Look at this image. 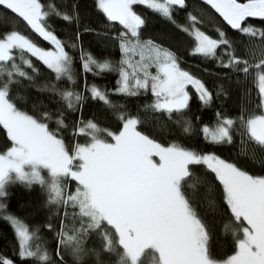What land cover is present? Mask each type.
Listing matches in <instances>:
<instances>
[{
    "label": "snow or ice",
    "instance_id": "obj_1",
    "mask_svg": "<svg viewBox=\"0 0 264 264\" xmlns=\"http://www.w3.org/2000/svg\"><path fill=\"white\" fill-rule=\"evenodd\" d=\"M205 3L232 29L258 36L264 43V29L244 26L247 18L264 19V0H205ZM136 5H145L177 24L173 13L177 8H185L186 0H95L96 8L108 22H118L123 27L113 37L122 57L115 65L82 51V70L93 73L95 69L96 76L118 72L119 86L115 92L137 96L150 91L155 97L151 105L155 110L183 114L190 106V87L203 105H209L213 100L211 92L201 79L181 67L174 52L142 39L145 20L134 10ZM0 7L10 10L53 46L45 50L17 30L0 34V126L7 131L12 145L0 152V212L7 208L3 203L6 186L16 179L26 181L29 187L32 183L42 186L51 204L78 209L74 220L80 223V228L68 229L61 220L57 259L52 260L47 252L41 254L28 226L14 216L2 217L15 227L21 259L36 257L49 264H65L64 253L70 251L78 262L95 255L97 264H102L101 252L115 254L116 264H145L149 257L153 264H264V176L252 175L215 154H202L175 143L162 145L137 130L140 123L137 117L124 114L119 116L123 124L118 133L91 120L78 121L73 135H83L87 142L67 146L58 129L50 130L42 119L20 110L10 90L21 78L32 79L25 70L36 71L29 57H35L50 69L56 81L64 79L70 85L75 84L74 57L66 49L77 45L59 39L48 19L54 15L69 23H79L76 5L66 12L41 0H0ZM188 20L191 30L178 24L177 27L194 37L190 55L216 58L219 62L217 49L225 48L228 62L221 66L243 73L246 79L251 76L260 97L258 108L264 109V57L257 63L240 59L233 55L232 44L223 32H219V38H212L195 26L198 22L195 15L189 13ZM48 90L58 94L71 112H76L87 98L71 88L52 85ZM86 91L107 107H116L99 86L86 85ZM44 116L51 119L48 113ZM62 117L63 113L56 121L58 128L65 126ZM237 122L249 141L264 147V111L245 116L242 109L237 119L217 112L215 127L204 126L202 132L213 144L232 143ZM196 166L214 174L230 210L231 219L224 229L231 232L236 245L234 254L224 260L213 256L208 226L187 196L186 189L193 186L191 182L196 177L193 170ZM68 178L76 183L74 192L65 191L64 181ZM197 182L206 183L199 177ZM51 227L49 224L48 228ZM93 235L101 238L99 250L86 246V240ZM0 264L13 261L0 256Z\"/></svg>",
    "mask_w": 264,
    "mask_h": 264
},
{
    "label": "trees",
    "instance_id": "obj_2",
    "mask_svg": "<svg viewBox=\"0 0 264 264\" xmlns=\"http://www.w3.org/2000/svg\"><path fill=\"white\" fill-rule=\"evenodd\" d=\"M41 2L45 4L52 2L61 11L66 12L71 11L73 4L76 5L79 23L75 21L69 23L54 15L48 19L59 39L77 45L75 48L66 49L74 57L76 82L70 85L64 79L56 81L55 74L50 69L35 57H29L36 71L33 73L31 69L25 70L32 75V79L21 78L10 90L11 98L20 110L42 119L50 130L58 129L60 138L64 139L69 147L87 142L85 136L73 135L77 130L78 121L91 120L101 128L118 133L123 124L119 119L121 114L137 117L140 120L137 130L156 142L166 146L175 143L202 154L214 153L252 175L264 176V147L249 141L239 129L238 122L234 125L236 130L233 132L232 143L213 144L202 132L204 126L215 127L217 112L226 118L237 119L242 109L245 116L250 112L260 114L264 111L258 108L260 97L251 76L246 79L243 73L221 66L228 62L226 49L223 47L217 49L219 62L216 58L190 55L194 37L185 33L181 27H177V24L191 30L192 24L188 20V14L195 15L198 21L196 27L212 38H219V32H223L232 44L233 55L250 63H257L264 57V43L260 37L241 34L227 27L217 13L199 0H186L185 8H177L174 11L173 18L177 24H173L145 5L134 6V10L145 20L141 28L142 39L152 40L174 52L179 57L181 67L201 79L213 96L209 105H203L194 89L190 87L192 98L189 108L184 110L183 114H170L151 107L155 97L150 91L141 92L137 96L116 93L115 89L119 86L118 72L110 71L96 76L95 69L93 73L82 70L80 60L82 51L91 54L98 61L109 60L115 65H118L122 57L118 41L113 37L123 31V27L118 22H108L103 13L96 8L95 0H41ZM244 26L264 29V19L249 20ZM12 30L30 37L39 47L44 49L53 47L32 32L22 19L0 7V34ZM18 63L22 62L18 60ZM52 85L60 89L71 88L83 93L87 98L76 112H71L66 109L58 94L48 90ZM86 85H97L105 90L116 107L109 108L103 101L93 99L90 92L86 91ZM44 113H48L51 119L45 117ZM61 113L65 126L58 128L56 121L61 118ZM186 128L189 129L188 132L184 131ZM11 146L7 131L0 126V152ZM193 170L196 177L191 182L193 186L186 189L187 196L198 216L208 226L213 256L218 260H224L234 254L236 242L231 232L224 229V225L231 219V214L223 199L222 186L214 174L206 171L203 166H196ZM42 174L47 176L46 173ZM197 177L203 178L206 183H198ZM64 184L65 191H75L76 183L71 178L64 181ZM6 192L7 196L3 198V203L7 208L0 212V253L11 259L14 264H49V261H41L36 257L21 259L15 228L10 220L2 218L13 215L32 230L34 243L39 245L41 254L47 252L52 260H56L57 234L61 229V220L68 229L80 228L78 220H74V213H77L78 209L49 203L46 190L37 183H32L29 187L26 181L14 179L7 184ZM49 224L52 226L51 229L48 228ZM85 243L87 248L99 250L101 238L93 235ZM64 260L65 264H97L95 255L78 262L70 251H65ZM100 260L102 264H116L118 257L115 254L101 252ZM145 264H153V259L149 257Z\"/></svg>",
    "mask_w": 264,
    "mask_h": 264
},
{
    "label": "water",
    "instance_id": "obj_3",
    "mask_svg": "<svg viewBox=\"0 0 264 264\" xmlns=\"http://www.w3.org/2000/svg\"><path fill=\"white\" fill-rule=\"evenodd\" d=\"M200 2H202L203 4H206L205 3V0H199ZM243 2V1H242ZM207 5V4H206ZM208 7H210L211 8V6H209V5H207ZM212 9V8H211ZM214 12H215V10L214 9H212ZM10 11V10H9ZM11 12V11H10ZM216 13V12H215ZM217 15L219 16V17H221L218 13H217ZM222 18V17H221ZM260 19H262V18H253V17H250V18H247V21H249V20H260ZM222 20H223V18H222ZM224 21V20H223ZM246 21V22H247ZM224 23L227 25V27H230L228 24H227V22L226 21H224ZM0 256H3L4 258H6V259H8L7 257H5L4 255H2L1 253H0ZM14 264V263H13Z\"/></svg>",
    "mask_w": 264,
    "mask_h": 264
},
{
    "label": "rangeland",
    "instance_id": "obj_4",
    "mask_svg": "<svg viewBox=\"0 0 264 264\" xmlns=\"http://www.w3.org/2000/svg\"><path fill=\"white\" fill-rule=\"evenodd\" d=\"M208 35V34H207ZM45 50H47V49H45ZM136 59H138V57H136ZM152 71H153V73L155 72V69L153 68L152 69ZM210 128H212V127H210ZM159 143V142H158ZM163 145V144H162ZM166 146V145H165ZM205 154H209V153H205ZM211 154V153H210ZM212 154H214V153H212ZM216 155V154H215ZM220 157V156H219ZM221 158V157H220ZM158 159V158H157ZM222 159V158H221ZM223 160H225V159H223ZM226 161V160H225ZM227 162V161H226ZM6 216H9V215H6ZM11 216V215H10ZM13 216V215H12ZM15 217V216H14ZM11 222V221H10ZM21 222V221H20ZM22 223V222H21ZM14 226V225H13ZM15 228V227H14Z\"/></svg>",
    "mask_w": 264,
    "mask_h": 264
}]
</instances>
